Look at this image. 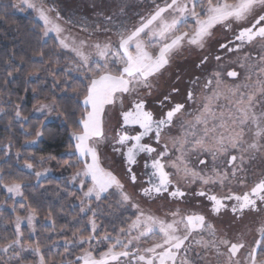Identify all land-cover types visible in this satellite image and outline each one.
Masks as SVG:
<instances>
[{"label": "snow or ice", "instance_id": "obj_1", "mask_svg": "<svg viewBox=\"0 0 264 264\" xmlns=\"http://www.w3.org/2000/svg\"><path fill=\"white\" fill-rule=\"evenodd\" d=\"M153 5L154 10L141 17L136 26L118 31L115 41L108 37L103 43L89 45L85 40L77 42L64 35V27L57 22L61 19L59 13L54 19L50 17L48 13L55 9L47 7L44 0H20L21 7L37 14L43 24V34L48 36L54 33L60 48L73 53L79 66L88 70L84 74L87 83L82 99L77 104L78 108L80 105L83 107L80 115L72 121L70 131V155L76 157L75 162L69 164V167L76 169L71 180L82 177V188L86 181H90L83 192L85 199L94 197L96 201H101L115 194L119 197L118 203L130 205L136 210L135 219L127 228H120L121 235L114 240L109 235L102 238L108 241L106 250L94 254L90 242L98 238L91 234L80 235L81 254L76 256L74 264H194L188 258L194 246L203 249L205 256L211 252L217 257H226L223 264H264V227L259 230L260 238L241 259L245 243L234 242L226 236L215 238V225L207 222L205 215L182 213L179 209L165 213L164 217L146 213L125 191L120 178L102 165L100 144L105 139L106 112L109 106L115 107L119 102L121 128H134L137 131L134 135L127 131L118 132L116 143L121 148L114 147L113 151L123 157L128 178L133 184L137 182V176L132 166L137 164L140 154L147 156L144 167L151 171L146 182L148 186L140 189L141 196L155 199L167 193L173 200L185 197L186 193L172 179L175 175L186 184H200V190L195 195L205 197L210 202L213 215H219L225 208H230L237 218L246 211H264V178L251 187H245L247 178H238L237 175L244 171L242 166L246 159L255 158L252 153L264 150V0H163L162 4L153 0ZM217 26L231 33L229 44H235L236 50L258 45L262 54L250 68L246 77L248 83L221 89L220 74L216 73L217 88L212 89V79L207 80L205 88L211 94H205L199 114L188 122L182 135L170 137L173 152L168 143L162 144V136L166 129L170 132L174 127L175 118L182 113L185 105L176 103L160 118H155L151 111L145 109V101L138 97L142 90L151 94L154 78L161 76L173 57L186 46L203 49ZM95 31L101 29L96 28ZM103 31L107 32L108 29ZM87 47L94 49L96 60L92 59L91 54L85 53ZM220 47L227 48L228 45L221 44ZM232 50L229 48V51ZM246 58L252 59L250 55ZM207 59L205 56L201 64ZM91 63L97 67L92 69ZM227 75L234 78L238 73L230 71ZM164 99L168 100L169 97L165 96ZM188 99H193L191 91L188 92ZM222 99L228 102L227 106L220 105ZM126 100L128 103L125 107ZM257 105L260 106L259 111ZM48 107L40 104L36 111L42 112ZM16 116L20 117L19 111ZM36 135L39 137L42 133L37 130ZM145 138L154 140L156 145L162 144V147L158 149L144 142ZM189 152L206 154L213 161L218 156H226L231 172H221L215 166L211 174L197 171L189 167L186 161ZM199 163L206 164V160L200 159ZM25 166L29 169L33 167L31 163ZM169 168L174 169V173L169 172ZM226 183H237L245 190L238 192L229 189L225 195H217L213 191L217 185L223 189ZM0 187L14 196L22 195L21 182L16 180L8 182L4 176H0ZM225 201L232 203L229 205ZM85 210L81 207V212ZM35 216L33 209H29L26 217L16 216L15 238L6 237L0 242V252L15 253L17 247H25L21 224L26 220L28 227L33 228ZM89 223L95 233V219L89 218ZM204 232L214 239L210 242L203 238L194 239V234ZM85 244L88 246L84 247ZM141 244L147 246L142 247ZM27 247L39 257L38 264H48L38 245L28 244Z\"/></svg>", "mask_w": 264, "mask_h": 264}, {"label": "trees", "instance_id": "obj_2", "mask_svg": "<svg viewBox=\"0 0 264 264\" xmlns=\"http://www.w3.org/2000/svg\"><path fill=\"white\" fill-rule=\"evenodd\" d=\"M107 1L94 4L101 8ZM15 2L0 0V176L21 182L22 195L19 203H12L0 187V242L15 238L14 212L33 209V235L22 229L25 246L38 245L48 264H74L81 251L75 243L80 235H90L89 214L83 215L77 207L80 193L64 179L49 176L37 182L24 167L31 163L39 171L44 165L58 169L75 162L70 155V131L83 107L77 104L87 83L86 72L54 39L44 36L32 15L17 13ZM40 104H51L57 120L46 122L45 117L35 116ZM37 130L42 133L39 137ZM90 207L100 233L111 237L134 218L133 211L118 204L115 194ZM26 257L31 259L29 253Z\"/></svg>", "mask_w": 264, "mask_h": 264}, {"label": "flooded vegetation", "instance_id": "obj_3", "mask_svg": "<svg viewBox=\"0 0 264 264\" xmlns=\"http://www.w3.org/2000/svg\"><path fill=\"white\" fill-rule=\"evenodd\" d=\"M152 2L153 0H127L123 3L125 8L122 11L114 12L112 10L116 9L115 6L118 4L121 5L122 2L108 0L103 3L107 11L103 12V14L102 12L95 13L93 17L94 20L100 22H113L112 25L116 24V21H118L117 24L125 21L124 25L128 24L127 29H131L139 23L141 17L147 16L154 8ZM156 2L162 4L163 0H156ZM97 9L101 10L99 7ZM99 25L98 22L94 24L96 28H98ZM230 39L231 33L217 26V28L214 29V35L206 42L203 49H191L186 46L180 53L173 57L170 65L164 70L163 74L158 78H154V87L151 90V94L149 95L147 90H142L141 95L138 97L145 101V109L151 111L155 118H160L176 103H183L185 105L182 113L178 114L175 118L174 127L170 132L166 129L165 134L162 136V144L168 143L170 150L173 152L174 149H172L170 137L181 136L184 128H187L188 122L199 114L203 97L205 94H211V92L205 88L208 79H212L213 81L211 85L212 89L217 88L215 83L217 79L216 73L220 74L221 89L249 82L246 77L250 73V68L257 63L259 55L262 54L259 52V46L253 47L248 45L240 50H236L235 44H229ZM221 44H227L228 47L221 48ZM229 48L233 50L229 51ZM249 55L252 59L246 58L249 57ZM205 56L208 59L205 63L201 64V60H203ZM217 57L220 59H217ZM230 71L237 72V77H229L227 73ZM254 79L255 76H253V80ZM173 89H176V91H173ZM189 91L193 93L192 100L188 99ZM165 96H168L169 99L165 100ZM127 103L128 101L126 100L125 107ZM219 103L221 106H227L228 104V102L223 99ZM120 107L118 102L115 107L111 108L107 117H105L107 126L105 129L104 144L101 146L100 154L105 158L106 167L120 178L125 186V191L132 196L135 202L154 206L158 210L166 208L165 211L167 212L179 209L182 213H201L206 216L207 222L215 225L217 238H220V234L222 233V235L229 239L231 234H237L245 228H254L258 220L264 216V211H246L242 216L237 218V216L233 215L230 208L223 209L219 215H213L210 211V202L205 197H198L195 195L196 191L200 190V184L198 182L186 184L181 177L177 178L175 175H173L172 179L174 182L178 183L179 187L186 193L185 197L179 200H173L168 197L167 193L155 199H148L147 197L141 196L140 189L148 186L146 182L149 179L148 173L151 171L150 168L146 169L144 167L145 160L148 159L147 156L145 154H140L137 157V164L132 166V170L137 176V182L133 184L128 178L127 169L123 164V157L118 152L113 151L114 147L121 148V145L116 143L118 132L127 131L129 134L134 135L137 131L134 128H128L127 130L121 128L122 120L120 117ZM259 110L260 106L257 105V111ZM217 114L219 115V112ZM144 142L151 143L158 149L162 147V144L156 145L154 140H149L148 138H145ZM237 155L239 156V153H237ZM247 155L248 154H246V156ZM251 155L255 158L246 159L242 166L244 171L237 174L238 178H247L248 184L245 187H251L252 184L259 179L264 178V150L252 153ZM200 159H205L206 164H200ZM186 161L189 167L208 174H211L213 166L221 172H231V168L226 162V156H218L217 160L213 161L212 158L206 154L201 155L196 152H189ZM237 163H239V161H237ZM168 171L174 173V169L169 168ZM245 187H241L237 183H226L223 189L217 185L214 187L213 191L217 195H225L229 189L242 192L245 190ZM225 203L230 205L232 202L225 201Z\"/></svg>", "mask_w": 264, "mask_h": 264}, {"label": "rangeland", "instance_id": "obj_4", "mask_svg": "<svg viewBox=\"0 0 264 264\" xmlns=\"http://www.w3.org/2000/svg\"><path fill=\"white\" fill-rule=\"evenodd\" d=\"M110 1L122 2L121 5H119V4L117 6L114 5L116 7V9H114L112 11L117 12V11H122L125 8L123 3L126 2L127 0H110ZM158 1H161V0H158ZM95 2H96V0H44V3L47 7L55 9V11L48 13V15L50 17H52L54 19L56 14L59 13V16L61 17V19L57 22L60 23L64 27V29H65L64 35H67L71 38H74L77 42H79L80 40H85V41H87V43L89 45H91L94 42L103 43L108 39V37H111L112 40L115 41L116 40V33L118 31H123L125 28H128V24L124 25L125 21L119 22L117 24L118 21H116L115 22L116 24L112 25L113 22L107 23V22H100V21L94 20L93 16L95 13L102 12V14H103V12L107 11V8H105V7H101L100 8L101 10H98L97 9L98 7L95 6L96 4H94ZM91 3H93V5ZM15 5H17L15 7L17 13H19L20 15H26V14L32 15L33 18L42 26V29H43L42 22L38 19L37 14L33 10L28 9L26 7H21L20 6V0H16ZM153 10H154V8L151 11H153ZM69 21H70V23H69ZM96 22H98V24H100L98 26V28H100L101 31H99V32L95 31L96 27L94 26V24ZM82 29H87V30L82 31ZM103 29H108V31L105 32V31H103ZM101 34H103V35H101ZM45 37H47V36H45ZM48 37L54 39L57 42V44L59 45L54 33H50L48 35ZM62 50L67 52L70 56H72L79 63V61L77 60V58L74 56L73 53H71L65 49H62ZM84 51L86 54H91L93 60L97 59L95 57V54H94V49H92L91 47L85 48ZM96 67H97V65L95 63H91L92 69H95ZM83 70L85 72L88 71L87 69H84V68H83ZM45 105H48L49 107L45 108V110L42 112L35 110L34 115L45 117L46 122H51V121L57 120L58 117L56 114H54L53 106L51 104H45ZM111 108H112V106H109L105 117H107L108 113L111 111ZM106 126H107V122H106V118H105L104 132H105ZM103 144H104V140L100 144V149H101V146ZM33 145H34V143L30 144V146H33ZM100 157H101L102 165L105 168H107L105 165V158L101 154H100ZM24 170L29 172V173L34 174L37 182L44 180L45 178H47L49 176L64 179L68 182V184L75 191L79 192L80 198L78 200L77 207H79L80 210H81V207H84L86 209L84 212H81V213L83 215L89 214L88 215V224L90 227V234L94 235L95 237L98 238V239H94L90 242L93 246L94 254H97L98 251L106 250V248L108 246V241H105L102 238L107 234H104L103 232L100 233L99 225L96 222V220H95V222H96L97 228H96L95 233H93L92 229H91V224L89 223V218L95 219V217H93V211H92L90 205H91V203L98 202L95 200L94 197L91 198L90 200L85 199L83 197V192L87 190V185H88V183H90V181H86L83 188H82L81 183H80V180L83 179L82 177H78L75 181H72L71 177L73 176L76 169L74 168V171H73L72 167H69V165H67L65 167L58 168V169L54 166L44 165V167L41 168L39 171H34L32 168L29 169L27 167H24ZM38 172L40 173L39 176H37ZM5 193L8 197V199L12 201V203H19L20 202V196H14V195L8 193L6 190H5ZM117 198L119 200L118 196H117ZM136 203H138L140 205L141 209H143L146 213H151V214H154V215L159 216V217H164L165 213H167V211H165L166 208H162L163 210L162 209L158 210L154 206H149V205H146V204L141 203V202H136ZM118 204L121 207H124L126 209H130L131 211H133V213H134L133 219H135V212H136L135 209H133L130 205L122 206L120 203H118ZM2 209H4V208H2ZM10 211L14 212V209H12L10 207ZM14 214H15V219H16L17 215H21V216L26 217L29 214V212L25 211L23 209H19V211L17 213L14 212ZM168 219H171V217H168ZM256 225L257 226L254 228H245L242 231H240V233L231 234L229 237V239L234 241V242L243 241L245 243V248L242 250V253L240 254L241 259L243 258V254L248 252L250 250V248L252 246H254L255 241L260 238L259 230L261 227H264V216L258 220V223ZM34 226H35V219L33 221V228H29L27 221L25 220L21 224V229H26L30 235H33ZM127 226L125 228H127ZM118 235H121V233L119 232L116 236H118ZM223 236L224 235H222V233H221L220 237H223ZM115 237H112L113 240ZM200 238H203L205 241H209V242L214 239V237L210 236L207 232H204L202 234H194V239H200ZM216 238H217V236H216ZM63 245L66 248H71L73 246V244H63ZM75 245L81 246L79 241H77L75 243ZM87 246H88L87 244L84 245V247H87ZM141 246L144 247L147 245L141 244ZM221 250L224 251L223 248ZM27 253H29L31 255L30 260H29V258L26 257ZM197 253H199V255H197ZM79 254H81V251ZM188 258L190 261H193L194 264H218V262H219V264H223V261L226 260V257H217L215 255V253H211V252L207 256H205L204 250L199 248V247H195V246L189 252ZM38 261H39V257L36 256L35 253L32 250L28 249L26 246L24 248L17 247L15 250V253L12 251H9L8 253L0 252V264H38ZM74 262L75 261H73V263Z\"/></svg>", "mask_w": 264, "mask_h": 264}]
</instances>
